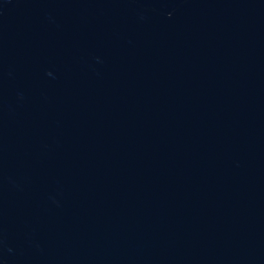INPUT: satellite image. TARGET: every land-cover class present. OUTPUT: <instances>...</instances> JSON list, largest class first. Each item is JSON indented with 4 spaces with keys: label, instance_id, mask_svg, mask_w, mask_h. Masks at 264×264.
Wrapping results in <instances>:
<instances>
[{
    "label": "water",
    "instance_id": "95a60500",
    "mask_svg": "<svg viewBox=\"0 0 264 264\" xmlns=\"http://www.w3.org/2000/svg\"><path fill=\"white\" fill-rule=\"evenodd\" d=\"M0 264H264V0H0Z\"/></svg>",
    "mask_w": 264,
    "mask_h": 264
}]
</instances>
